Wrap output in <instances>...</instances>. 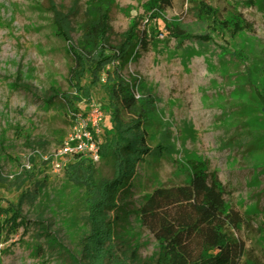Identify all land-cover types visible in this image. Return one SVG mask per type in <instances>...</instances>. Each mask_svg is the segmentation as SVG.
<instances>
[{
    "label": "rangeland",
    "instance_id": "374dc122",
    "mask_svg": "<svg viewBox=\"0 0 264 264\" xmlns=\"http://www.w3.org/2000/svg\"><path fill=\"white\" fill-rule=\"evenodd\" d=\"M110 2L114 46L136 22L156 39L123 73L147 117L153 151L109 215L116 235L105 264L154 263L159 243L138 210L155 189L189 182L193 162H206L246 215L240 233L227 229L246 243L245 264H264V10L256 0H175L167 10L157 0ZM95 3L54 0L69 43L49 0H0V199L4 208H21L20 225L0 236V264H91L86 192L65 176L72 160L54 155L73 111L61 94L79 113L101 110L104 132L112 131L104 81L92 87L91 102L70 84V48L80 49ZM174 28L187 39H175ZM96 167L98 181L112 177L111 162ZM36 182L39 199L24 198Z\"/></svg>",
    "mask_w": 264,
    "mask_h": 264
},
{
    "label": "trees",
    "instance_id": "16d2710c",
    "mask_svg": "<svg viewBox=\"0 0 264 264\" xmlns=\"http://www.w3.org/2000/svg\"><path fill=\"white\" fill-rule=\"evenodd\" d=\"M49 1L59 35L71 43L68 21L56 10L54 0ZM174 1L157 0V3L160 10H167ZM256 1L264 10V0ZM96 2L82 24L80 49L70 48L76 64L70 84L91 102L92 87L104 81L102 87L108 96L112 131L102 136L100 161L111 162L113 174L110 179L98 181L96 163L76 158L67 166L65 176L86 192L90 227L86 239L91 264H105L116 235L115 222L109 215L120 210L121 203L131 193V182L138 167L153 151L146 130L147 117L123 73L140 50L147 49L156 37L148 36L146 30L140 31L136 22L123 35L122 43L114 46L109 38L111 2ZM172 31L175 39H187L180 28ZM89 78L90 83L84 84ZM61 96L73 109L72 113L78 114L70 97ZM191 171L189 182L155 189L138 210L142 227L159 243L157 259L145 264H245L246 243L227 234V229L240 233L248 223L246 215L236 208L233 193L206 162H193ZM25 176L29 181L35 179L32 172ZM40 189L41 185L36 182L34 190L23 197L37 201ZM20 209V206L2 207L0 199V236L5 226L8 231H14L20 225Z\"/></svg>",
    "mask_w": 264,
    "mask_h": 264
},
{
    "label": "built area",
    "instance_id": "2783aa9c",
    "mask_svg": "<svg viewBox=\"0 0 264 264\" xmlns=\"http://www.w3.org/2000/svg\"><path fill=\"white\" fill-rule=\"evenodd\" d=\"M104 113L94 109L91 113L70 114V133L64 140L54 160L60 158H85L94 163L100 162V148L103 143L102 136ZM61 169V164L56 163Z\"/></svg>",
    "mask_w": 264,
    "mask_h": 264
}]
</instances>
